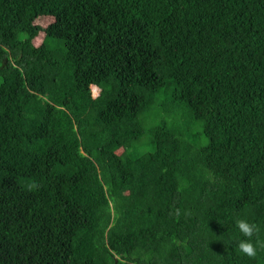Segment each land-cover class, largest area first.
I'll return each mask as SVG.
<instances>
[{"label": "trees", "instance_id": "1", "mask_svg": "<svg viewBox=\"0 0 264 264\" xmlns=\"http://www.w3.org/2000/svg\"><path fill=\"white\" fill-rule=\"evenodd\" d=\"M261 245L264 0H0V264H264Z\"/></svg>", "mask_w": 264, "mask_h": 264}, {"label": "rangeland", "instance_id": "2", "mask_svg": "<svg viewBox=\"0 0 264 264\" xmlns=\"http://www.w3.org/2000/svg\"><path fill=\"white\" fill-rule=\"evenodd\" d=\"M98 88L92 89L93 94L95 96L99 95L101 93V88L97 86ZM93 88V87H92ZM172 91V86H168L166 89H163L157 96V102L156 105H154L151 108V112L144 114L145 122L144 124V131L150 130V128L153 125H156L157 123L161 122L162 120H166L170 122L175 116H174V110L168 103V95ZM148 132L146 135H148ZM146 135H144L142 138H145ZM201 143H203L204 138L201 137ZM152 147H150L148 144H143L141 148L139 149L141 153H144L148 150H151ZM142 150V151H141Z\"/></svg>", "mask_w": 264, "mask_h": 264}, {"label": "clouds", "instance_id": "3", "mask_svg": "<svg viewBox=\"0 0 264 264\" xmlns=\"http://www.w3.org/2000/svg\"><path fill=\"white\" fill-rule=\"evenodd\" d=\"M235 226L239 236L243 237L238 239L237 251L241 255H246L250 258L255 257L256 245L253 243L252 237L254 233L258 231L257 226L255 224L250 223L246 219H237L235 222ZM261 246L264 247V245Z\"/></svg>", "mask_w": 264, "mask_h": 264}, {"label": "water", "instance_id": "4", "mask_svg": "<svg viewBox=\"0 0 264 264\" xmlns=\"http://www.w3.org/2000/svg\"><path fill=\"white\" fill-rule=\"evenodd\" d=\"M96 88H98L97 85H93V89H96Z\"/></svg>", "mask_w": 264, "mask_h": 264}]
</instances>
